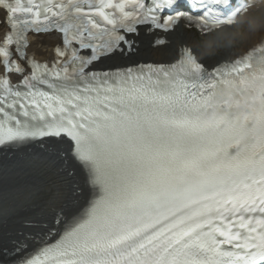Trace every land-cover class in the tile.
I'll return each mask as SVG.
<instances>
[{"label":"snow or ice","instance_id":"6c2138e0","mask_svg":"<svg viewBox=\"0 0 264 264\" xmlns=\"http://www.w3.org/2000/svg\"><path fill=\"white\" fill-rule=\"evenodd\" d=\"M252 2L0 0L10 29L0 43V149L58 151L89 188L74 215L26 237L37 249L14 244L16 264H264V93L255 113L200 119L225 85L245 95L243 84L264 77V44L212 71L188 49L171 67L91 70L132 52L121 30L167 33L184 19L210 31ZM161 13L170 14L161 22ZM53 31L57 59L28 60L27 36Z\"/></svg>","mask_w":264,"mask_h":264},{"label":"bare ground","instance_id":"6f19581e","mask_svg":"<svg viewBox=\"0 0 264 264\" xmlns=\"http://www.w3.org/2000/svg\"><path fill=\"white\" fill-rule=\"evenodd\" d=\"M146 31L143 29L136 39L132 38L136 55L124 56L122 53L98 67H127L138 62L166 64L175 61L184 47L189 48L207 69L233 60H199L195 46L201 37L185 26H179L172 34L160 36L167 43L162 48L154 45L158 35L146 34ZM56 46L57 41L53 37H41L32 41L29 52L37 60L45 61ZM57 152L31 149L30 152L9 154L0 160V250L9 249L12 243L29 234L39 233L44 225L53 224L59 212L65 216L74 215L78 211L73 207L74 200L79 198L82 207L88 198L80 172ZM29 222L40 227H27Z\"/></svg>","mask_w":264,"mask_h":264},{"label":"clouds","instance_id":"9594fccd","mask_svg":"<svg viewBox=\"0 0 264 264\" xmlns=\"http://www.w3.org/2000/svg\"><path fill=\"white\" fill-rule=\"evenodd\" d=\"M260 44H264V0H253L245 10L231 18V22H221L202 34L195 47L199 60L212 61L232 60L238 53ZM242 87L246 90L245 95H239L232 86L225 85L217 94L219 100L201 113V122L214 125L225 114L223 109L255 113L258 104L253 100L264 93V77H257Z\"/></svg>","mask_w":264,"mask_h":264}]
</instances>
